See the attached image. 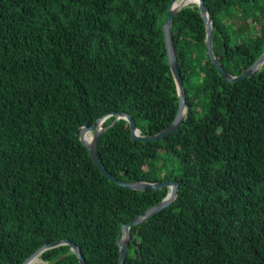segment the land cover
<instances>
[{
	"label": "trees",
	"instance_id": "16d2710c",
	"mask_svg": "<svg viewBox=\"0 0 264 264\" xmlns=\"http://www.w3.org/2000/svg\"><path fill=\"white\" fill-rule=\"evenodd\" d=\"M204 1L214 54L238 75L264 51V0ZM170 3L0 0V264L64 238L88 264H119L122 225L168 194L112 181L79 132L118 111L145 135L174 120ZM172 32L188 101L181 126L145 142L119 119L98 139L116 177L179 184L169 206L130 228L124 264H264V64L252 77L224 79L195 3L177 12ZM40 257L80 264L68 244Z\"/></svg>",
	"mask_w": 264,
	"mask_h": 264
},
{
	"label": "water",
	"instance_id": "95a60500",
	"mask_svg": "<svg viewBox=\"0 0 264 264\" xmlns=\"http://www.w3.org/2000/svg\"><path fill=\"white\" fill-rule=\"evenodd\" d=\"M195 3L205 20L206 29H207V37H206V44L208 47V54L212 61V63L218 69V73L220 75L231 82L239 81L241 79L252 77L257 74V72L262 68L264 64V51L263 53L244 71L239 73L238 75L230 74L226 71V69L220 64L217 57L214 54L213 50V31H212V18L211 14L205 4L204 0H171L170 7H169V15L163 25L165 42H166V50H167V58L171 68V72L173 74L178 98H179V107L174 120L164 127L159 132L152 134V135H145L142 134L139 127L137 126L135 119L129 113L125 111H118V112H111L106 114L105 116L98 118L94 123H84V125L80 128L79 136L81 142L86 146L92 160L95 164L100 168L104 175L109 177L112 181L123 185L125 187H129L132 189L137 190H150V189H162V188H169L168 194L157 204L151 206L150 208L146 209L135 218H133L130 222L124 223L122 225L118 243L120 247V256H119V264H124L125 258L129 251V245L132 242V236L130 233V228L135 225H139L142 221L147 219L148 217L156 214L157 212L163 210L165 207L169 206L175 199L179 184L175 180L166 179L164 181H157V182H147V181H124L112 173L108 171L106 166L104 165L100 154L98 152V139L100 134L107 130L110 126L114 125L119 119H126L130 124L131 129V136L134 140H141V141H156L161 138H164L178 130L185 119L186 110L188 108V101H187V93L186 87L184 84L183 76L181 73V68L179 65L176 48L174 45V37L172 32V22L177 14V12L184 6ZM114 116L115 118L113 121L108 125H101L102 121H105L108 117ZM88 132H92L93 136L86 141V134ZM68 244L70 246L71 251L77 254L79 258L80 264H88L85 258L82 255L81 249L75 242L71 241L70 239H59L57 241L51 242L49 244H44L38 250H36L33 254L27 257L21 264H28L34 257L41 255L44 251L58 247L60 245Z\"/></svg>",
	"mask_w": 264,
	"mask_h": 264
},
{
	"label": "rangeland",
	"instance_id": "374dc122",
	"mask_svg": "<svg viewBox=\"0 0 264 264\" xmlns=\"http://www.w3.org/2000/svg\"><path fill=\"white\" fill-rule=\"evenodd\" d=\"M102 125H104V122L102 123ZM92 136H93V133H92V132H88V133L86 134V138H87V139L92 138ZM43 263H44V261L41 259L40 255L37 256V261H36V263H34V264H43Z\"/></svg>",
	"mask_w": 264,
	"mask_h": 264
},
{
	"label": "bare ground",
	"instance_id": "6f19581e",
	"mask_svg": "<svg viewBox=\"0 0 264 264\" xmlns=\"http://www.w3.org/2000/svg\"><path fill=\"white\" fill-rule=\"evenodd\" d=\"M103 122H105V121H102V123ZM102 123H101V125H102ZM86 141H89V139H87L86 138ZM39 256V255H38ZM36 261H37V256L36 257H34L28 264H34V263H36Z\"/></svg>",
	"mask_w": 264,
	"mask_h": 264
}]
</instances>
